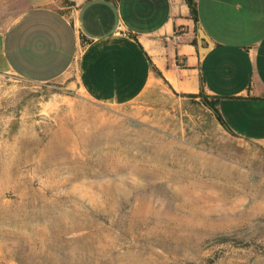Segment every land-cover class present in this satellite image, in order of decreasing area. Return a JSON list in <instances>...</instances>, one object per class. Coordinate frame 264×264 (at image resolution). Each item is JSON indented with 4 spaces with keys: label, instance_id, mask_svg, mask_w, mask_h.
I'll return each mask as SVG.
<instances>
[{
    "label": "rangeland",
    "instance_id": "1",
    "mask_svg": "<svg viewBox=\"0 0 264 264\" xmlns=\"http://www.w3.org/2000/svg\"><path fill=\"white\" fill-rule=\"evenodd\" d=\"M73 85L0 74V264H264V146Z\"/></svg>",
    "mask_w": 264,
    "mask_h": 264
},
{
    "label": "crops",
    "instance_id": "2",
    "mask_svg": "<svg viewBox=\"0 0 264 264\" xmlns=\"http://www.w3.org/2000/svg\"><path fill=\"white\" fill-rule=\"evenodd\" d=\"M194 2L196 22L184 0H0V74L74 78L108 106L202 91L225 128L197 106L203 115L264 146V0Z\"/></svg>",
    "mask_w": 264,
    "mask_h": 264
},
{
    "label": "trees",
    "instance_id": "3",
    "mask_svg": "<svg viewBox=\"0 0 264 264\" xmlns=\"http://www.w3.org/2000/svg\"><path fill=\"white\" fill-rule=\"evenodd\" d=\"M188 9H189V14H190V18L192 20H194L195 22L197 21V9H196V3L194 2V0H184ZM184 97H188L191 99H196L199 98L202 100V103L207 106L209 109L212 110L215 119L217 120V122L225 128L224 122L222 121L221 117L219 116L218 110H217V100L215 98H210L207 97L206 95H204V93L202 91H200L198 94H187V95H183ZM230 239L229 237H221L218 239V243L222 244L225 242H228Z\"/></svg>",
    "mask_w": 264,
    "mask_h": 264
},
{
    "label": "water",
    "instance_id": "4",
    "mask_svg": "<svg viewBox=\"0 0 264 264\" xmlns=\"http://www.w3.org/2000/svg\"><path fill=\"white\" fill-rule=\"evenodd\" d=\"M201 39H205V38L202 36Z\"/></svg>",
    "mask_w": 264,
    "mask_h": 264
}]
</instances>
